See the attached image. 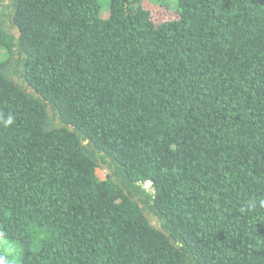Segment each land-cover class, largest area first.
I'll use <instances>...</instances> for the list:
<instances>
[{
	"label": "trees",
	"instance_id": "obj_1",
	"mask_svg": "<svg viewBox=\"0 0 264 264\" xmlns=\"http://www.w3.org/2000/svg\"><path fill=\"white\" fill-rule=\"evenodd\" d=\"M176 13L0 0V264H264V0Z\"/></svg>",
	"mask_w": 264,
	"mask_h": 264
},
{
	"label": "rangeland",
	"instance_id": "obj_2",
	"mask_svg": "<svg viewBox=\"0 0 264 264\" xmlns=\"http://www.w3.org/2000/svg\"><path fill=\"white\" fill-rule=\"evenodd\" d=\"M143 1L145 6L151 10L153 19L156 23H160L164 20L172 19L177 16L176 13L177 0H143ZM100 2L102 5L103 17L108 18L110 12V0H100ZM107 173H108L107 170L104 168H100L97 170V175L101 180H105L107 178ZM152 221L155 225H158V221L154 217H152Z\"/></svg>",
	"mask_w": 264,
	"mask_h": 264
},
{
	"label": "clouds",
	"instance_id": "obj_3",
	"mask_svg": "<svg viewBox=\"0 0 264 264\" xmlns=\"http://www.w3.org/2000/svg\"><path fill=\"white\" fill-rule=\"evenodd\" d=\"M14 123L13 119L9 117L5 122L4 125L5 127L11 126Z\"/></svg>",
	"mask_w": 264,
	"mask_h": 264
}]
</instances>
